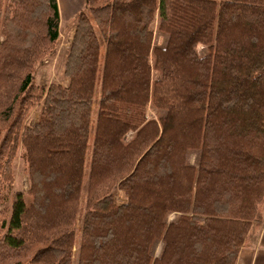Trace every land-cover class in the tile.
<instances>
[{"label":"trees","instance_id":"obj_1","mask_svg":"<svg viewBox=\"0 0 264 264\" xmlns=\"http://www.w3.org/2000/svg\"><path fill=\"white\" fill-rule=\"evenodd\" d=\"M73 20L67 84H39L57 0H0V264H235L264 225V0H84Z\"/></svg>","mask_w":264,"mask_h":264},{"label":"rangeland","instance_id":"obj_2","mask_svg":"<svg viewBox=\"0 0 264 264\" xmlns=\"http://www.w3.org/2000/svg\"><path fill=\"white\" fill-rule=\"evenodd\" d=\"M84 9V6L82 7ZM73 14L71 16H62L61 19V26L59 27V33H60V41L58 48L54 52V54L48 58H46L44 61H42L41 64L37 65L36 70L34 72V79L36 83L39 84H49L51 82H58L67 84L66 79L62 75V65L64 56L66 54V51L69 47L72 33H73ZM163 35L159 33L157 30L154 29V38L153 41L156 44H162L163 43ZM199 52L201 49H199ZM38 115V111L36 108L32 109L30 114L28 115L27 122L28 124H32ZM147 117L148 118H155V110L148 106L147 107ZM130 136V133H127L125 135L126 138ZM188 161L191 164L196 163V153L190 152L188 155ZM28 188V182H27V176L25 171L22 167V162L20 160V157H17L14 161V189L26 191ZM115 201L116 202H124L125 199L122 195V192L117 191L115 194ZM172 218V215L169 217ZM159 247H157L156 252L158 251Z\"/></svg>","mask_w":264,"mask_h":264},{"label":"crops","instance_id":"obj_3","mask_svg":"<svg viewBox=\"0 0 264 264\" xmlns=\"http://www.w3.org/2000/svg\"><path fill=\"white\" fill-rule=\"evenodd\" d=\"M57 3L59 27L62 16H74L84 6V0H57ZM235 264H264V225L249 234L248 245L239 251Z\"/></svg>","mask_w":264,"mask_h":264}]
</instances>
